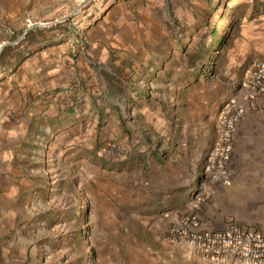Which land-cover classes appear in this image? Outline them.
I'll return each instance as SVG.
<instances>
[{
  "label": "rangeland",
  "instance_id": "1",
  "mask_svg": "<svg viewBox=\"0 0 264 264\" xmlns=\"http://www.w3.org/2000/svg\"><path fill=\"white\" fill-rule=\"evenodd\" d=\"M158 2L148 46L116 72L114 120L100 111L88 128L86 174L74 169L55 187H0V264H203L164 242L162 224L190 212L206 189L201 165L221 105L256 59L246 32L264 35V0ZM19 21L55 22L28 9ZM22 36L1 23L10 45L0 70L18 59Z\"/></svg>",
  "mask_w": 264,
  "mask_h": 264
},
{
  "label": "crops",
  "instance_id": "2",
  "mask_svg": "<svg viewBox=\"0 0 264 264\" xmlns=\"http://www.w3.org/2000/svg\"><path fill=\"white\" fill-rule=\"evenodd\" d=\"M158 1L0 0V25L6 22L23 35L16 40L18 59L0 70V187H55L57 177L74 169L86 174L88 128L99 123L100 111L114 120L116 72L122 61L133 60L137 49L148 46L158 23L152 12ZM27 9L55 22L39 21L43 26L25 36L27 28L18 19ZM44 25H50L49 32H40ZM8 41L1 39L0 48L8 47ZM246 41L253 58L264 61V35L255 39L248 31ZM68 85L74 91L62 102L44 104L35 97L38 90L59 91ZM228 171L229 185L207 183L210 198L190 211L197 228L223 231L234 223L264 233V93L256 95L253 106H245L237 123ZM173 216L162 224L163 235L178 217ZM151 224L157 233L159 226ZM164 242L186 248L199 261L188 247Z\"/></svg>",
  "mask_w": 264,
  "mask_h": 264
},
{
  "label": "built area",
  "instance_id": "3",
  "mask_svg": "<svg viewBox=\"0 0 264 264\" xmlns=\"http://www.w3.org/2000/svg\"><path fill=\"white\" fill-rule=\"evenodd\" d=\"M74 91L68 85L59 91L38 90L35 97L44 104L62 102ZM237 95L221 105L215 122V138L202 165L203 183L227 186L230 183L228 163L231 157L237 123L245 106H253L256 95L264 93V61L252 59L246 66ZM210 198L203 189L197 201L191 204V212ZM191 212L177 217L168 227L165 239L173 245H183L205 264H264V233L242 229L229 223L223 231L197 228V219Z\"/></svg>",
  "mask_w": 264,
  "mask_h": 264
},
{
  "label": "water",
  "instance_id": "4",
  "mask_svg": "<svg viewBox=\"0 0 264 264\" xmlns=\"http://www.w3.org/2000/svg\"><path fill=\"white\" fill-rule=\"evenodd\" d=\"M38 26H43V25H38ZM44 26H46V25H44ZM32 27H34V25H31V26L27 27V29L25 30V34H27V32H28ZM2 49H3V47L0 48V52H1Z\"/></svg>",
  "mask_w": 264,
  "mask_h": 264
},
{
  "label": "trees",
  "instance_id": "5",
  "mask_svg": "<svg viewBox=\"0 0 264 264\" xmlns=\"http://www.w3.org/2000/svg\"><path fill=\"white\" fill-rule=\"evenodd\" d=\"M223 40H221V42H222ZM219 43H220V41H219Z\"/></svg>",
  "mask_w": 264,
  "mask_h": 264
}]
</instances>
